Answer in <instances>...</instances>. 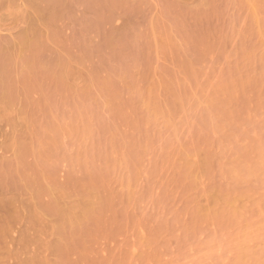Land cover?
<instances>
[{"label": "rangeland", "instance_id": "374dc122", "mask_svg": "<svg viewBox=\"0 0 264 264\" xmlns=\"http://www.w3.org/2000/svg\"><path fill=\"white\" fill-rule=\"evenodd\" d=\"M0 264H264V0H0Z\"/></svg>", "mask_w": 264, "mask_h": 264}]
</instances>
